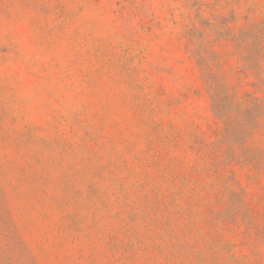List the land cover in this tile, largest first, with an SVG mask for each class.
Instances as JSON below:
<instances>
[{
	"label": "rangeland",
	"instance_id": "374dc122",
	"mask_svg": "<svg viewBox=\"0 0 264 264\" xmlns=\"http://www.w3.org/2000/svg\"><path fill=\"white\" fill-rule=\"evenodd\" d=\"M213 76L264 104V0H0V264H264Z\"/></svg>",
	"mask_w": 264,
	"mask_h": 264
},
{
	"label": "trees",
	"instance_id": "16d2710c",
	"mask_svg": "<svg viewBox=\"0 0 264 264\" xmlns=\"http://www.w3.org/2000/svg\"><path fill=\"white\" fill-rule=\"evenodd\" d=\"M208 86L212 91L213 111L228 127L238 124V127L242 128L246 125L244 118L235 117L232 110H237L239 115L250 112L254 115L252 120L254 127L258 126V118L264 112V104L260 99L249 95L239 97L236 92L231 94L228 87L215 76L208 80Z\"/></svg>",
	"mask_w": 264,
	"mask_h": 264
}]
</instances>
